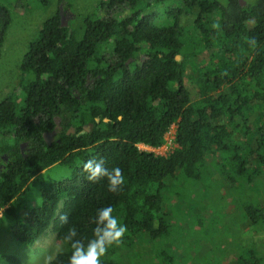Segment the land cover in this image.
I'll use <instances>...</instances> for the list:
<instances>
[{"label":"trees","instance_id":"obj_1","mask_svg":"<svg viewBox=\"0 0 264 264\" xmlns=\"http://www.w3.org/2000/svg\"><path fill=\"white\" fill-rule=\"evenodd\" d=\"M153 1L158 0L102 1L100 12L107 15L83 18L81 36L61 27L58 10L21 62L22 73L31 76L22 86V102L11 94L0 102V211L14 219L11 233L20 246H32L52 227L65 249L50 264H67L68 228L75 226L87 242L95 226L91 218L106 206L127 231L152 241L166 237L170 225L161 214V193L177 169L196 181L207 159L222 157L236 176L253 187L261 181L264 191V0H243L244 6L239 0H179L195 15L188 29L156 26V15L146 13ZM10 19L0 5V53ZM247 37L257 38V48L249 47ZM140 55L147 59L139 62ZM88 74L94 83L86 87ZM57 120L61 129L47 142L44 135L56 129ZM172 125L177 147L169 155L138 150L139 144L162 146ZM94 158L123 170L118 192H110L105 179H86L83 163ZM57 164L68 166L71 177L42 187V205L21 223L27 185ZM260 199L243 206L253 226L264 223ZM64 213L68 223L62 225L58 217ZM236 264L262 260L250 249Z\"/></svg>","mask_w":264,"mask_h":264},{"label":"rangeland","instance_id":"obj_2","mask_svg":"<svg viewBox=\"0 0 264 264\" xmlns=\"http://www.w3.org/2000/svg\"><path fill=\"white\" fill-rule=\"evenodd\" d=\"M102 1L107 0H62V3L60 0H0L11 18L0 53V102L10 94L22 102V86L31 76L22 73L21 62L48 18L58 10L61 12L62 6L67 7L69 10L64 13L63 21L81 36L83 18L107 15V12H100ZM176 10L181 13L176 15ZM186 10L179 0H158L152 2L146 13L156 15V26L176 25L188 29L195 15ZM117 14L123 16L125 13L119 11ZM122 48L119 44V49ZM112 50L108 45L106 55L112 57ZM146 59L144 56L142 61ZM193 80L198 82V77ZM253 120L250 122L255 124ZM86 128L90 130V126ZM156 153L166 155L169 152L161 149ZM71 173L68 166L57 164L38 174L21 196V223L26 221L29 212L42 205V187L68 179ZM163 182L161 214L169 222V234L152 241L147 234L127 231L122 242L111 247L102 260L115 264H236L241 255L253 249L264 264V223L251 225L243 210L244 204H256L264 197L261 181H256L254 187L245 183L236 176L232 166L224 164L219 157L218 161L207 159L203 174L196 181L186 179L177 169L173 177ZM61 206L62 202L59 209ZM13 225L12 217L0 215V264H11L5 256L16 258L20 264H44L47 257L51 261L65 249L51 226L32 246H20L11 233Z\"/></svg>","mask_w":264,"mask_h":264},{"label":"clouds","instance_id":"obj_3","mask_svg":"<svg viewBox=\"0 0 264 264\" xmlns=\"http://www.w3.org/2000/svg\"><path fill=\"white\" fill-rule=\"evenodd\" d=\"M213 27L219 26L213 25ZM246 40L250 48H257L256 37H247ZM82 172L86 174V179L90 182L105 179L110 192H118L125 183L123 170L118 166L106 167L103 158L87 160L83 163ZM58 219L62 225L68 223L66 213L60 214ZM90 223L95 226L92 229V236L87 239V242L79 237L78 229L75 226H70L64 234L63 240L71 249L67 264H101L102 258L108 253V250L113 246H118L127 232V226L113 215L112 206L97 209ZM50 259L47 257L44 264H50Z\"/></svg>","mask_w":264,"mask_h":264},{"label":"built area","instance_id":"obj_4","mask_svg":"<svg viewBox=\"0 0 264 264\" xmlns=\"http://www.w3.org/2000/svg\"><path fill=\"white\" fill-rule=\"evenodd\" d=\"M162 139L164 142H163L162 146H160L158 148H152V147L145 146L143 144H139L137 146L138 150L142 151V152L153 153L154 155H157V156H166L169 153H171L177 147V145L175 144V126L174 125H172L170 128H168L164 132V134L162 135ZM161 149H163L164 152H166V153L169 152V153L166 155L156 153L157 150H161Z\"/></svg>","mask_w":264,"mask_h":264},{"label":"flooded vegetation","instance_id":"obj_5","mask_svg":"<svg viewBox=\"0 0 264 264\" xmlns=\"http://www.w3.org/2000/svg\"><path fill=\"white\" fill-rule=\"evenodd\" d=\"M61 14L64 16V13L61 12ZM143 58H144V55H140L139 58H138L139 62H141ZM129 60H130V62H134V59H133V58H130ZM93 83H94V78H92L91 75L88 74L87 77H86V83H85V86H86V87H89V86H91ZM60 129H61V128H60V126H59V124H58V125L56 126V129H55L53 132L45 134V137H46L45 139L47 140V142H50L52 139H54V138L56 137L57 133L60 131ZM25 146H27V143H26V142L21 143V145H20V149L23 150V147H25ZM3 158H5V156H3ZM3 168H4V163H0V171H1Z\"/></svg>","mask_w":264,"mask_h":264},{"label":"water","instance_id":"obj_6","mask_svg":"<svg viewBox=\"0 0 264 264\" xmlns=\"http://www.w3.org/2000/svg\"><path fill=\"white\" fill-rule=\"evenodd\" d=\"M240 1V3H241V6H244L245 5V3L243 2V0H239ZM64 16L61 14V12H60V21H61V27H67V25L64 23ZM178 58V57H177ZM128 62H130V60L128 61ZM128 62L126 63V64H128ZM59 124V121L57 120L56 121V125H58ZM86 128V127H85ZM86 130H87V128H86ZM88 131V130H87ZM69 132H74V129H70L69 130ZM67 134H69V133H67ZM44 138H46L45 137V135H44ZM46 140V139H45ZM47 141V140H46Z\"/></svg>","mask_w":264,"mask_h":264},{"label":"bare ground","instance_id":"obj_7","mask_svg":"<svg viewBox=\"0 0 264 264\" xmlns=\"http://www.w3.org/2000/svg\"><path fill=\"white\" fill-rule=\"evenodd\" d=\"M177 57H179V56H177ZM177 60H178V58H176Z\"/></svg>","mask_w":264,"mask_h":264}]
</instances>
